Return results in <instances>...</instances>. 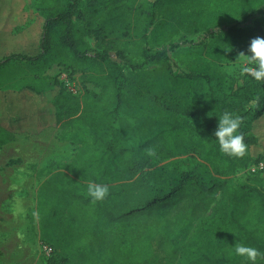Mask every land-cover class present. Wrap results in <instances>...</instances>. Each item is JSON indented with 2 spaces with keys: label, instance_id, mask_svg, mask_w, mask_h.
Returning a JSON list of instances; mask_svg holds the SVG:
<instances>
[{
  "label": "trees",
  "instance_id": "16d2710c",
  "mask_svg": "<svg viewBox=\"0 0 264 264\" xmlns=\"http://www.w3.org/2000/svg\"><path fill=\"white\" fill-rule=\"evenodd\" d=\"M9 1L0 0V75L57 64L100 90H69L35 73L0 87L49 102L46 113L28 106L24 116L0 117V147L22 117L32 127L48 117L75 148L68 161L36 172L44 176L34 209L38 243L50 248L44 264H156L155 238L165 264H245L236 243L264 253V149L252 132L264 121V81L240 75L228 93L212 84L224 83L216 63L264 37L258 26L239 25L264 0H38L32 40L10 33L17 16ZM181 29L204 39L197 63L175 72L165 46ZM149 95L154 103L144 101ZM256 96L260 107H248ZM225 111L244 118L243 158L219 151L214 133ZM149 147L156 157L145 154ZM258 162L246 182L231 183L237 167ZM89 183L106 184L109 194L93 203Z\"/></svg>",
  "mask_w": 264,
  "mask_h": 264
},
{
  "label": "rangeland",
  "instance_id": "374dc122",
  "mask_svg": "<svg viewBox=\"0 0 264 264\" xmlns=\"http://www.w3.org/2000/svg\"><path fill=\"white\" fill-rule=\"evenodd\" d=\"M38 0H12L9 4L16 10L17 19L14 26L10 25V33L29 36L32 40L37 32L36 14L34 5ZM10 5V6H11ZM239 25L258 26L264 35V5L259 11L248 15L246 20ZM204 38L199 32H190L185 29L178 31L171 39L173 47L167 49V57L170 66L175 72H185L196 64L194 61L197 45ZM92 50L95 49L91 39H86ZM34 45V44H32ZM194 45V47H193ZM224 57L216 63V69L221 74L224 83L214 85L215 89H221L224 93L233 90L239 80L238 70L229 75L227 68L234 65L237 53ZM110 59L120 64L121 62L109 51ZM30 67V66H28ZM151 68V67H150ZM155 68V67H153ZM50 78L57 77L69 90H78L85 86L93 93H99L97 86L87 82L85 76L79 72H70L69 69L61 65L52 64L47 68H34L33 70L16 66L12 71L0 75V87L11 89L17 78L28 77L32 74ZM125 75L132 78L133 74L127 69ZM153 95L144 98L145 102L154 103ZM48 100L40 102L28 94H15L10 92L0 93V117L9 119L19 114H27L31 106L34 110L41 109L47 112L49 109ZM174 114V113H173ZM45 116V114H44ZM44 126L32 127L25 124L22 117L18 131L13 133L12 139L0 147V264H44V260L49 251L40 246L37 239V224L33 215L35 209V192L37 185L44 177L38 176L36 172L53 170L63 162L68 161L74 154L75 148L67 141L57 138L58 128L50 121L45 122L48 117L39 118ZM121 121H128V117L122 110ZM45 122V123H44ZM252 132L261 141L264 149V121H260L252 128ZM251 153V149H250ZM8 160H14L7 164ZM254 164L247 163L242 167H237L231 176V183L237 185L246 182L256 171H250ZM22 209V211H20ZM209 211V210H208ZM197 222H193V228ZM155 238L152 241L150 260L156 264H165L168 260L163 248L157 243ZM175 260H171L174 264ZM245 264H252L244 258ZM256 264H264V259L258 257Z\"/></svg>",
  "mask_w": 264,
  "mask_h": 264
},
{
  "label": "clouds",
  "instance_id": "9594fccd",
  "mask_svg": "<svg viewBox=\"0 0 264 264\" xmlns=\"http://www.w3.org/2000/svg\"><path fill=\"white\" fill-rule=\"evenodd\" d=\"M231 50V47L225 48L227 52ZM234 62L233 66L226 69L229 75L238 70L241 76L248 75L256 81H264V37L256 36L252 38L247 53L239 51ZM259 101L260 97L256 96L248 107L258 109L260 107ZM243 123L244 118L241 115L229 111H225L218 116V127L214 135L222 154L234 158H243L247 154L248 146L245 143L244 133L240 131ZM145 154L148 157H156V148H146ZM108 194L109 188L106 184L89 183L87 186V195L93 203L104 200ZM33 215L36 216L37 213H33ZM234 252L238 256L245 257L252 264H256L258 257L264 258V253H261L258 249L241 243L234 245Z\"/></svg>",
  "mask_w": 264,
  "mask_h": 264
},
{
  "label": "built area",
  "instance_id": "2783aa9c",
  "mask_svg": "<svg viewBox=\"0 0 264 264\" xmlns=\"http://www.w3.org/2000/svg\"><path fill=\"white\" fill-rule=\"evenodd\" d=\"M261 162H258L257 164H254L251 168H250V171H257L258 169L261 168ZM44 249H46L47 251H50V248L44 246Z\"/></svg>",
  "mask_w": 264,
  "mask_h": 264
}]
</instances>
